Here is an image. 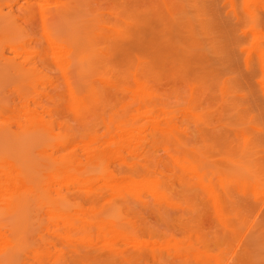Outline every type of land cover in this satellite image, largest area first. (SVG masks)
Returning a JSON list of instances; mask_svg holds the SVG:
<instances>
[{
  "label": "rangeland",
  "instance_id": "obj_1",
  "mask_svg": "<svg viewBox=\"0 0 264 264\" xmlns=\"http://www.w3.org/2000/svg\"><path fill=\"white\" fill-rule=\"evenodd\" d=\"M17 2L26 5L28 1L0 0L5 11ZM228 2L30 0L33 17L16 12L18 24L10 20L12 26L5 23L6 20L0 23V55L15 59L18 64L16 67L5 65L0 56V173L7 177V168L11 172L14 170L9 172L12 175L16 170V174L19 172V176L24 177L23 181H27V185L18 186L19 191L12 184L13 176L8 175L13 180L4 177L5 181L12 182V192L8 190L10 183L7 182L8 186L5 184L6 190H3L4 183L0 184V242L4 238L8 244L0 243L3 245L0 247L1 264H37L36 258L39 259L38 264L42 259L46 264L45 255L47 261H51L47 264H264V185L258 183L260 151L264 149V137L259 131L264 128V100L255 86L257 80H252V74L247 75L238 69L239 61L236 65L237 62L232 61L233 54L228 52L235 49L231 46L232 36L235 38L233 26L236 24L232 19L235 12L243 21H240L242 28L239 25L238 28L243 32L246 30L248 36L243 44L245 50L254 52L255 45L263 41L264 0H234L229 2L233 7ZM229 13L232 15L228 18ZM255 17L262 19V23L259 19L257 21L260 27L255 24ZM181 26L187 33L180 32ZM206 28L210 37H207ZM261 32L263 35L259 34ZM181 36L187 40L185 48L188 49L189 61L187 59L186 62L198 59L195 58L198 49L194 48L206 47L204 52L201 51L209 55L207 69L219 70L215 75L220 77L221 73L225 82L229 80V86L220 87L224 81L220 82L221 77L217 76L219 86L211 79V86L206 84L202 88L203 85L198 84L202 86L198 88L196 70L193 77L192 67L190 69L192 64L182 65ZM197 39H201L203 44ZM60 47H67V55H59L57 49ZM202 52L197 54L202 56ZM206 57H202L203 62ZM21 63L32 78L23 80L27 74L21 71L22 75L17 70ZM80 100L84 106L87 101L89 104V107L85 106L86 111V108L81 111L82 114L79 113ZM27 111H32L30 116L33 119L29 121L31 117ZM126 121L134 122L135 128L140 126L132 128L138 136L135 143H138L117 144L113 141L115 144H110L109 141L107 144L111 135L120 134L117 126L114 128L115 123L118 122L119 129L122 124L127 128L130 123L126 124ZM113 129L116 130L114 133ZM96 140L100 143H95ZM101 143L104 144L99 145ZM127 146H137V149L129 150ZM64 161L66 165L74 162L71 165L77 171L84 168L85 171L79 173L86 174L87 178L97 175L95 184L102 193H93L95 186L92 191L91 188H88L89 192L86 189V194L92 192L95 196L92 193L84 195L82 191L77 193L76 189L70 192L65 184L67 172L63 179L60 172ZM86 162H89V167ZM189 165H194L197 175L207 183L198 182L196 173L192 175L198 180L194 178L193 181L188 171L194 169H187ZM132 166L139 169L136 170L138 174L132 175L135 171ZM108 169L111 170L108 172ZM130 169L134 170L133 173ZM145 171L149 176L144 174ZM139 174H144L142 178H153L156 185L163 177V184L160 183L163 188L159 185L158 189L166 190L169 198L162 194L165 198L160 196L158 199L161 192L157 188L154 189L156 198L152 197L154 192L150 194V191L142 190L139 192L144 198L137 192L138 197L134 193L133 197L123 195L124 201L120 199L121 195L113 199L114 195L110 197L109 192L100 190L102 182L110 176L118 180L141 179V176L137 177ZM48 185L54 188L50 189ZM259 185H263V189ZM14 190L23 192V196ZM220 190L226 195L223 192L219 197ZM62 192L64 197H61L66 201L60 197ZM146 192L151 197L148 195L145 199ZM11 194L16 196L12 198ZM20 195L22 200L18 198ZM223 196L227 198L224 206L221 203L226 201ZM89 197L97 201L93 204ZM130 197L134 198L133 201ZM139 197H142L140 201H134ZM57 200L59 204L53 203ZM75 200L80 201L84 209H90V213L101 217L93 219L83 208L80 210ZM16 201L19 204L23 202L19 205L15 204ZM142 201L143 204L148 202L147 205H141ZM60 204L62 206H58ZM68 206L71 209L67 210ZM222 206L227 209V214ZM87 215L92 219H87L90 218ZM80 221H83V226L85 222V226L94 224L95 229L99 227L101 230L98 228L93 236L91 231L94 228L89 227V234L88 229L82 227L83 235ZM105 225L107 228L103 231ZM66 227L72 237L70 233L67 237ZM114 233H119V237L114 239ZM128 240L136 242L135 246L142 240L143 243L151 240L146 246L149 250L146 252L143 245L135 249ZM90 242L91 247L88 246ZM151 243L155 245L151 246ZM138 249H145L146 253Z\"/></svg>",
  "mask_w": 264,
  "mask_h": 264
},
{
  "label": "bare ground",
  "instance_id": "obj_2",
  "mask_svg": "<svg viewBox=\"0 0 264 264\" xmlns=\"http://www.w3.org/2000/svg\"><path fill=\"white\" fill-rule=\"evenodd\" d=\"M27 1L29 2L30 0H27ZM226 1H227V0H226ZM232 1L234 2V0H229V2H232ZM28 2H27L26 5H20V3H18V2H17L16 4L13 3L14 5H13V4H11V5H9V4H5V5H9V7L6 6V7H8L7 9L9 10V11L6 10L7 12H6L5 10H3L4 8H3L2 4H0V20H1L0 23H1L3 20H6L5 23H6V22L10 23V22L8 21V20H10V21L13 22V24L16 23V22H17V24H18L20 21L17 20L16 17H18V13H19V12L22 13L23 15H24V14H26L27 16H28V15H31V17H33V15H32V14H33V8H32L33 6H32V7L29 6V3H28ZM229 2H228V3H229ZM229 4H230V3H229ZM229 4H228V5H229ZM230 5H231V7H233V3L230 4ZM2 8H3V9H2ZM233 11H234V10H233ZM233 11L231 10V12H233ZM5 12H6V13H5ZM16 12H18V13H16ZM231 12H230V13H231ZM234 12H235V11H234ZM230 13H229V16H227L228 18L231 17V15H232V14L230 15ZM16 14H17V16H16ZM22 14H21V15H22ZM19 15H20V14H19ZM23 15H22V16H23ZM22 16H21V17H22ZM41 16L43 17L42 13H41ZM21 17H20V18H21ZM23 17H24V16H23ZM23 17H22V18H23ZM240 17H241V16H239V14H238V13L236 14V12H235V13H234V17L232 18L233 21L235 22V23L233 22L234 25H235V24H236V25L233 26V27H234L233 30H234V37H235V38H233V36H232V40H231V43H232V44H231V43H230V44H231V46L234 47L235 49L233 50V48H231V49L229 48L232 52H231V51H228V52H229V55L233 54V55H231V56L234 57V58L232 57V58H233L232 61H234V62L236 61V62H237V63L235 62L236 65L238 64V61H239V64H241V66H240L239 64H238L239 66L237 65V67H239L238 69H240V70H241V69L244 70L243 72L246 73V74L248 73L247 75H249V74L251 75V74H252L251 77L253 76V77H252L253 79H252V78H251V79H252V80H257V81L254 82V83H256L255 86H256V88L259 90V92H260V94H261V97H262V99L264 100V38H263L264 35H263V33H262L263 31H262L261 33H259V34H262V35H263V36L261 35L262 38H263V41H260V42H259V40H258L259 43H258L257 45H255V47H256V48H254L255 50L250 49V50H252V51H254V52H251V51L248 52L247 50H245V48H244V46H243L244 41H246V39H247L246 37H248V36H247V34L245 33L246 30H245V32H243L242 29H241V28H242V25H243V24H242L243 21H241V18H240ZM20 18H19V19H20ZM255 18H257V17H255ZM225 19H226V18H225ZM230 19H231V18H230ZM232 19H231V21H232ZM258 19L260 20V18H257L255 24L257 23ZM263 19H264V18H263ZM18 21H19V22H18ZM236 21H237V22H236ZM240 21H241L242 23H241ZM261 21H262V19L260 20V22H261ZM2 23H3V22H2ZM8 23H7V24H8ZM233 23H232V24H233ZM261 23H262V22H261ZM263 23H264V21H263ZM263 23L261 24L262 26H264ZM240 24H242V25H240ZM259 24H260V23L258 22L257 25L259 26ZM10 25H11V23H10ZM204 25L206 26V24L203 23V26H204ZM238 25H239L241 28H240V27L238 28ZM0 26H1V24H0ZM2 26H4V25H2ZM8 26H9V25H8ZM11 26H12V25H11ZM13 26H14V25H13ZM15 26H16V25H15ZM236 26H237V29H235ZM5 27H6V26H5ZM259 27H260V26H259ZM7 28L9 29V27H7ZM7 28H6V29H7ZM261 28H263V27H261ZM0 29H1V28H0ZM181 29H182V30H181ZM183 29L185 30L184 26H183V27L181 26V28H180V32H181V33H184V32L187 33V32L184 31ZM206 29H207V28H206ZM206 29H204V30H206ZM4 30H5V29H4ZM207 30H208V29H207ZM236 30H237V31H236ZM263 30H264V29H263ZM1 31H2V30H1ZM1 31H0V32H1ZM5 31H6V30H5ZM235 32H236V33H235ZM205 33H206V32H205ZM206 34H207V37H210V36H209V35H210L209 30L207 31ZM235 34H237V35H235ZM196 36H197V35H196ZM197 38H198V37H197ZM245 38H246V39H245ZM193 39H194V38H193ZM201 39H202V38H201ZM201 39H199L200 41H199L198 39H197V40H198L200 43H202V42H201V41H202ZM208 39H209V38H208ZM234 39H235V40H234ZM179 40H180V42H179V47H180V50H181V61H182V65L185 67V63H187L186 61H187V59H188V58H187L188 55H186L187 52H188V49L185 48V42L187 43V40L184 41L185 39L183 38V36H181ZM233 40H234V41H233ZM261 40H262V39H261ZM195 41H196V38H195ZM208 41H209V40H208ZM200 43H199V45H200ZM233 43H234L235 46L233 45ZM202 44H203V43H202ZM202 44H201V47L203 46ZM204 44H205V43H204ZM64 45H65V44H64ZM193 45H194V44H193ZM58 46H60V45H58ZM62 46H63V45H62ZM231 46H229V47H231ZM54 47H55L54 49L57 48L56 46H54ZM194 47H195V45H194ZM194 47H193V48H194ZM203 48L205 49L206 47H203ZM203 48H200V50H199V46H198V48H194V49H196V50L198 49V50H197V53H199V51H200V53H201V52L203 51ZM66 49H67V47H65L64 49H63V47H60L59 49H57V51H59V55L63 56V54L66 52ZM201 49H202V51H201ZM64 50H65V51H64ZM60 51H61L62 53H61ZM203 52H204V51H203ZM203 52H202V53H203ZM233 52H234V53H233ZM60 53H61V54H60ZM197 53H196V54H197ZM200 53H199V54H200ZM56 54H57V52H56ZM196 54H195V58H198V59H193V62H188L187 65H188L189 63L192 64V66H190V69H191V67H192V70H193V71H191V72H192V74H193V77H195V76H194V73H195L194 70H196V75H197V76H196V79H197V82H198L197 85H198V84L203 85V87H202V86H201V87L204 88V86L206 87V84H209V85H210V84H211V81L213 80V82H214V83H217V85L219 86L218 81H217V80H218V79H217V76H218V75H215V71H216V70L212 71V69H211L212 67H208V69H210V71H211V73H210V71L207 69V66H208L207 63H209V61H210L209 58H208L209 55L207 56L208 53H203V54H201L202 56H199L198 54H197V55H196ZM226 54H227V53H226ZM65 55H67V54L65 53ZM185 55H186V57H185ZM205 55H206L207 57H206ZM229 55H227V56H228V59L230 58V62H232V61H231V57H230ZM0 56H1V55H0ZM5 56H6V55H5ZM5 56H4V54H2V56H1V60L4 61L3 63H4L5 65L10 64V65H13V66H15V67L18 65V64H17V61H15V59H11V58L8 59V58H6ZM57 56H58V55H57ZM196 56H198V57H196ZM199 57L201 58V60H199ZM202 57H206L205 59L203 58V59L206 61V63H205V61L203 62ZM194 60H195V61H194ZM208 60H209V61H208ZM188 61H189V59H188ZM207 61H208V62H207ZM241 61H243V62H241ZM195 62H196V63H195ZM240 62H241V63H240ZM23 63H25V62H23ZM203 63H205L204 66H203ZM199 64H200V65H199ZM10 65H9V66H10ZM19 65H20V63H19ZM187 65H186V67H187ZM194 65L196 66V68H195ZM205 65H206V66H205ZM21 66H22L23 68H22ZM21 66H18V67H19L20 69L22 68V70H20V69H17V70H19L20 73H22V72L24 73V72H25V74H27V75H25V79H23V80H26V79H30V78H32V76H31L29 73L26 72V69L24 68V67H25L24 64L21 63ZM188 66H189V65H188ZM197 66H198V68H197ZM15 67H12V68H15ZM193 67H194V69H193ZM240 67H242V68H240ZM23 69H25V71H23ZM184 69H185V68H184ZM14 70H15V69H14ZM188 70H189V67H188ZM242 70H241V71H242ZM15 71H16V70H15ZM21 71H22V72H21ZM27 71H28V70H27ZM189 71H190V70H189ZM193 72H194V73H193ZM218 72H219V70L216 71V74H218ZM16 73H17V71H16ZM23 73H22V75H24ZM213 73H214V74H213ZM17 74H19V72H18ZM211 74H213L214 76H213V75L211 76ZM19 75H20V74H19ZM219 75H220L221 78H223V77L221 76V73H219ZM17 77H18V76H17ZM17 77H16V78H17ZM20 77H22V76H20ZM218 77H219V76H218ZM220 77H219V78H220ZM22 78H24V77H22ZM221 78H220V82H221V81H224V82H223V83H220V84H222V86H220V87H222V88L225 87V88H226L227 85L229 84V83H228L229 80H228L227 82H225V78H223V80H222ZM208 79H209L210 81H209ZM211 79H212V80H211ZM193 80H195V79L193 78ZM21 81H22V80H21ZM204 81H205V82H204ZM206 81H207V82H206ZM24 82H25V81H24ZM213 82H212V83H213ZM230 82H231V80H230ZM214 83H213V84H214ZM200 85H198V88H201ZM209 85H208V86H209ZM210 86H211V85H210ZM210 86H209V87H210ZM228 86H229V85H228ZM216 87H217V86H216ZM82 99H84V98H81V100H82ZM81 100H80L79 102H81ZM86 101H87V100H86ZM82 104H83V105H82ZM81 106H82V108H81ZM85 106L89 107L88 101L86 102V105H85ZM85 106H84V103L81 102L80 109H79V110H80V112H79L80 114H82L81 111L84 110V108H86ZM86 110H87V108L85 109V111H86ZM27 112H29V114L27 113V115H28L29 117H31V118L28 119V118H29L28 116H25V117H27V119H28V121H29V120L33 119L32 116H30V115H32V111H31V113H30V111H27ZM82 112H83V111H82ZM128 122H129V121H126V124H128ZM129 123L132 124V123H134V122L131 123V121H130ZM154 123L156 124V122H154ZM130 124H128V126L131 127V129H127L128 126H127V128H125V125H124V124H122V126L119 125L121 128L123 127V129H121V128L119 129V127H118V122H116L115 125H114V128L117 126V129L119 130L120 134L117 133V135L115 134V136H112V135H111L112 137H115V138H112L111 136L109 137V135H110V133H109L107 136H108L110 139L107 138V137L105 138V139H109V140L107 141V144L109 143V141H110V144H111L113 141H115L117 144H119V143H120V144H125V143H129V141H132V142H134V144H137L138 142L135 143L136 140H134L135 137H136V133H135V130L132 129V128H135L134 126H136V125L134 124V126H133V124H132V125H130ZM153 126H154V124H153ZM137 127H138V126H137ZM137 127H136V128H137ZM139 127H140V126H139ZM139 127H138V128H139ZM136 128H135V129H136ZM115 129H116V128H115ZM263 129H264V128H263ZM263 129H260V130H259L260 133L262 132V135H261L262 137H264V136H263V134H264ZM120 130H121V131H120ZM115 131H116V130H115ZM115 131H114V129H113V133H114ZM109 132H110V131H109ZM139 132H141V130H140ZM111 133H112V131H111ZM137 135H139V134L137 133ZM136 138H138V136H137ZM111 139H112V140H111ZM116 140H117V141H116ZM137 140H138V139H137ZM105 141H106V140H105ZM96 142L100 143L98 140H96L95 143H96ZM115 142L112 143V144H115ZM93 143H94V142H93ZM103 144H104V143H103ZM103 144L101 143V144H99V145H103ZM110 144H109V145H110ZM262 144H263V143H262ZM95 145H96V144H95ZM97 145H98V144H97ZM105 145H106V144H105ZM115 146H117V145H115ZM115 146H114V147H115ZM119 146H120V145H119ZM100 147H101V146H100ZM103 147H104V146H103ZM108 147H109V146H108ZM112 147H113V145H112ZM117 147H118V146H117ZM136 147H137V146H136ZM136 147H135V148H136ZM139 147H140V146H139ZM261 147H262V145H261ZM93 148H94V147H93ZM96 148H97V147H96ZM115 148H116V147H115ZM121 148H122V147H121ZM121 148H120V149H121ZM127 148L130 150V148H133V147H130V148H129V146H127ZM127 148H126V150H127ZM135 148H133V149H135ZM263 148H264V147H263ZM136 149H137V148H136ZM139 149H141V147H140ZM139 149H138V150H139ZM261 149H262V148H261ZM263 150H264V149H263ZM263 150L260 151V154H261V155H260V159H259V163H258V164H259V165H258V167H259V168H258V173H259V174H258V177H259V178H258V181H259L258 183H259V184L261 183V184L264 185V154H262V153H264ZM121 151H122V149L120 150V152H121ZM131 151H132V153H136L135 150H131ZM131 151H130V152H131ZM133 151H134V152H133ZM98 152H99V151H98ZM116 152H117V151H116ZM118 152H119V151H118ZM126 152H127V151H126ZM130 152H129V153H130ZM137 152H138V151H137ZM109 153H111V151H110ZM123 153H124V152H123ZM98 154H99V153H98ZM98 154H97V155H98ZM115 154H116V153H115ZM85 155H86V154H85ZM107 155H108V154H107ZM126 155H127V154H126ZM74 156H75V155H74ZM74 156H73V157H74ZM81 156H83V155H81ZM102 156H104V155H102ZM105 156H106V154H105ZM133 156H134V155H133ZM135 156H137V154H136ZM141 156H142V155H141ZM261 156H262V157H261ZM71 157H72V156H71ZM89 157H90V156H89ZM100 157H101V156H99V158H100ZM114 157H115V156H114ZM126 157H127V156H126ZM137 157H138V156H137ZM83 158H84V157H83ZM92 158H93V155H92ZM92 158H91V159H92ZM97 158H98V157H97ZM120 158H121V157H120ZM130 158H131V157H130ZM88 159H89V158H88ZM113 159H114V158H113ZM131 159H132L133 161L136 160V158H135V159L131 158ZM67 160H68V159H66V162H68ZM72 160H73V159H72ZM95 160H96V159H95ZM101 160H102V159H101ZM101 160H99V161H101ZM108 160H110V159H108ZM73 161H74V160H73ZM91 161H93V160H91ZM102 161L104 162V159H103ZM105 161H106V160H105ZM118 161H119V160H118ZM121 161H123V160H121ZM128 161H129V160H128ZM138 161H139V160H138ZM66 162L64 161V163H63V167H64V168H63V167H60V168H63L62 171H60V172L62 173V174H61L62 179L64 178V173L67 172V174L65 175V178H66V183H65V184L67 185V187H68L67 189H68L69 191L72 189L73 192H74V191H75L74 189H76V190L78 191L77 193H81V192H79V191H82L83 194H84V195H87V196H90L92 192H93V193H96V194H97L98 192H99V194L102 193L101 191H99L98 185L96 186V184H95V183H96V182H95V181H96L95 179L98 178L97 175H96V177H94L95 175L93 174V175H91V176H93V177H91V178H87L88 176L86 177V176H85L86 174H85V175H82V174L79 173V172H83V171H85L84 168L82 169L83 171H80V170L77 171V170H75L76 168H73V166L71 165V164H73L74 162H73V163L70 162L71 164L67 163V165L69 164V165L71 166V169H72V170H70V167H69V165H68V166L66 165ZM83 162H84V161H83ZM106 162H107V161H106ZM124 162H125V161H124ZM124 162H121V165L124 166ZM139 162H140V161H139ZM88 163H89V162H88ZM88 163L86 162V164H88ZM99 163H100V162H99ZM112 163H113V162H112ZM130 163H131V161H130ZM136 163H137V162H136ZM136 163H135V164H136ZM61 164H62V163H61ZM86 164L83 163V166H85V168H88V167L90 166V164H88V167H87ZM105 164H106V163H105ZM108 164H109V162H108ZM115 164H116V163H115ZM132 164H133V163H132ZM132 164H131V165H132ZM9 165H10V164H9ZM65 165H66L67 167H65ZM101 165H103V164L101 163ZM7 166H8V165H6V167H7ZM60 166H62V165H60ZM83 166L81 165L80 167H83ZM93 166H94V165H93ZM95 166H96V165H95ZM123 166H122V167H123ZM125 166H126V164H125ZM189 166H190L191 168H190V167H187V169H189V170H190V169H191V170L194 169V170H192L193 172H192V171H191V172L188 171V174L191 173L190 177H191V176L193 177V178H191V179H193V181H194V178H195V177L192 175V173H194V175H195V173H196V176H197L198 179H199V180H198L197 178H195L196 181L198 180V182L203 183V184H204V183H207V182H203L204 179L201 177V175H199V174L197 175L198 172H197V169H196V167H195L194 165H193V167H192V165H189ZM8 167H9V166H8ZM11 167H12V166H11ZM98 167H99V166H98ZM119 167H121V166H119ZM137 167H138V163H137V166L135 165V168H137ZM140 167H141V164H140ZM65 168H66V169H65ZM104 168L106 169V167H104ZM127 168H128V167H127ZM132 168L135 170L134 166H132ZM7 169H8V170H7L8 172H7V171H5V172H7V174L9 175V174H10L9 172H11V170L9 171V168H7ZM12 169H15V168H12ZM73 169H74V170H73ZM105 169H104V170H105ZM133 169H130V171H132ZM140 169H142V167H141ZM195 169H196V170H195ZM17 170H18V169H17ZM56 170H57V169H56ZM60 170H61V169H60ZM86 170H87V169H86ZM88 170H90V169H88ZM99 170H100L99 172H101V170H103L101 166H100ZM109 170H111V169H108L107 171L109 172ZM134 170H133V171H134ZM136 170H137V169H136ZM136 170L134 171L135 174H134L133 171H132V173H133L132 175H136V173L138 174V172H136ZM138 170H139V169H138ZM138 170H137V171H138ZM13 171H14V170H12V172H13ZM58 171H59V168H58ZM58 171H57V172H58ZM63 171H64V172H63ZM75 171H76V172H75ZM107 171H106V172H107ZM143 171H144V170H143ZM143 171H142V172H143ZM146 171H148V170H146ZM146 171L144 172V174L146 173ZM186 171H187V170H186ZM12 172H11V173H12ZM60 172H59V173H60ZM68 172H69V173H68ZM70 172H71V173H70ZM73 172H74V173H73ZM77 172H78V173H77ZM99 172H98V175H99ZM103 172H104L103 174H105V171H103ZM139 172H140V171H139ZM142 172H141V173H142ZM148 172H149V171H148ZM148 172H147L145 175H147ZM1 173H2V172H1ZM1 173H0V174H1ZM17 173H18V174H16V170H15V174H13V175L10 174L11 176H13V177L15 178L14 180L11 178V176L9 177V176L7 175V177H6L5 174H4L5 176H3V175H2L3 173L1 174L0 179L3 178L2 180H4L5 178H11V179L13 180V183H12V182H11V183L14 184L13 186L17 187L18 190H19V187H18V186L22 187V185H23V186L27 185V184H26L27 181L24 180V181H25V184H24V181H23V178H24V177H23V176H19V175H20L19 172H17ZM54 173H56V171H55ZM84 173H85V172H84ZM115 173H117V172H115ZM56 174H57V173H56ZM117 174H118V173H117ZM121 174H122V172H121ZM128 174H129V173H128ZM128 174H127V175H128ZM144 174H143V176H144ZM149 174H151V173L149 172ZM149 174H148V176H149ZM14 175H15V176H14ZM21 175H22V174H21ZM53 175H54V174H53ZM87 175H88V173H87ZM89 175H90V174H89ZM100 175H102V174L100 173ZM152 175H153V174H152ZM56 176H57V175H56ZM103 176H104V175H103ZM118 176H119V175H118ZM128 176H130V175H128ZM139 176H141V175H140V174L137 175V177H139ZM143 176H141V179H140V177L137 178V179H135V178L133 177V179L130 178L129 180H128V179L125 180V179H126L125 177H124L125 179L123 178L124 180H121V178H119L120 180H118V179H116V178L110 176L107 180H104V181L102 180V181H103V182H102V185H103V186L100 185L99 183H98V184L101 186L100 190H104L103 193H105L106 191H107L106 193L109 192L108 194L110 195V197H111V194H112V196L114 195L113 197H111V198H113V199L120 198V195H121L122 198H120V199H121V200L123 199V201H124V198H123L124 196H123V195H127V194H129V195L132 196V194L134 193L135 197H138V196H137V192H138V195L141 196L143 193H140L139 191H142V190H146V191L148 190V192L150 191V194L154 192L153 194H155V195H154V196L152 195V197L156 198L155 196H157V195H156V194H157V193H156L157 191L154 190L155 188H157V190H159L158 192H161L160 194L158 193L157 198L160 197V196H162V194H166L167 198H169V197H168V196H169V195H168L169 193H165L166 190H164L165 192H163V190L160 191V189H158V186H159L160 183L163 181V177H162V176L159 175V177H162V178H161V181H160V179H159V177H158V180H159L160 182H159V184H157V185L155 184L153 178H150L151 180H153V182H152L151 180H149V177H146V176H145L144 178H142ZM1 177H2V178H1ZM4 177H5V178H4ZM18 177H19V178H20V177H21V178L23 177V178H22V179L20 178L21 180L19 181V178H18ZM51 177H52V176H51ZM59 177H60V175H59ZM106 177H107V176H106ZM130 177H131V176H130ZM151 177H152V176H151ZM200 177H201L202 179H201ZM94 178H95V179H94ZM104 178H105V177H104ZM147 178H148V179H147ZM52 179H53V177H52ZM2 180H0V184H3V183H4V185H2L3 188H4L3 190H6L7 188L5 189V184L8 186V185H9L8 183H10V182H8L7 179H6L7 181H5V180L2 181ZM59 180H60V178H59ZM67 180H68V181H67ZM164 180H165V179H164ZM1 181H2V182H1ZM9 181H10V179H9ZM21 181H22V182H21ZM51 181H52V180H51ZM55 181H57V180H55ZM60 181L63 182V180H60ZM69 181H70V182H69ZM201 181H202V182H201ZM204 181H205V180H204ZM7 182H8V183H7ZM61 182H60V183H61ZM164 182H165V181H164ZM11 183H10V184H11ZM54 183H55V182H54ZM57 183H58V182H57ZM67 183H68V184H67ZM69 183H70V184H69ZM189 183H190V182H189ZM256 183H257V181H256ZM258 183H257V184H258ZM12 184L9 185V187L12 186ZM50 184H52V183L50 182ZM162 184H163V182H162ZM53 185H54V184H53ZM263 185H262V186L259 185V186L262 188ZM48 186L50 187V189H53V188H54V187L51 188L50 185H48ZM58 186H59V185H58ZM94 186H95V188H94ZM166 186H167V185H166ZM209 186H210V185H209ZM209 186L206 187L207 194H209V191H208V189H209L208 187H209ZM255 186H256V185H255ZM92 187L94 188L93 191H92ZM200 187H201V186H200ZM11 188H12V187H10V189L8 188V190H11ZM13 188H14V187H13ZM13 188H12V190H13ZM63 188H66V187H63ZM88 188H89V189L91 188L90 191H92V192H91L90 194H88V193L86 194V189H88ZM97 188H98V189H97ZM159 188L162 189L163 186L160 185ZM204 188H205V186H204ZM204 188H202V189L204 190ZM207 188H208V189H207ZM255 188H256V187H255ZM263 188H264V187H263ZM263 188H262V189H263ZM27 189H31V188H27ZM48 189H49V188H48ZM89 189L87 190L88 192H89ZM95 189H96V190H95ZM0 190H1V188H0ZM12 190H11L10 192H12ZM54 190H55V189H54ZM151 190H153V191H151ZM263 190H264V189H263ZM15 191H16V190H14V193H16V194H19V193H20V192L17 193L18 191H16V192H15ZM19 191H20V190H19ZM21 191H22V190H21ZM23 191L27 192L28 190H23ZM51 191H52V190H51ZM60 191H61V189H60V190L58 189V192H60ZM84 191H85V192H84ZM94 191H96V192H94ZM220 191H221V190H220ZM3 192H4V191H3ZM8 192H9V191H8ZM8 192H5V193H8ZM70 192H71V191H70ZM70 192H69L68 195H70ZM135 192H136V193H135ZM167 192H168V191H167ZM211 192H212V191H211ZM214 192H215V191H213V193H214ZM217 192H218V191H217ZM223 192H224V191L218 192V193H220V194H219V197H220V195H222L221 193H223ZM257 192H258V191H257ZM262 192L264 193V191H262ZM0 193H2V192L0 191ZM22 193H23V192H22ZM22 193H20V194L23 196L24 193H23V194H22ZM65 193H66V192H65ZM65 193H64V194H65ZM93 193H92V194H93ZM215 193H216V192H215ZM9 194H10V193H9ZM60 194H61V193H60ZM71 194H72V193H71ZM140 194H141V195H140ZM146 194H147V195H145V199H146L147 196L149 195L147 192H146ZM210 194H212V193H210ZM260 194H261V192H260ZM0 195H1V194H0ZM3 195H5V194H3ZM21 195H20V197H18L19 199L22 197ZM62 195H63V192H62V194L60 195V197H61ZM80 195H81V194H80ZM134 195H133V196H134ZM223 195H226V193L224 192ZM12 196H13V197H12ZM14 196H16V195H14V194L12 195V194H11V197H12V198H14ZM93 196H95V195L93 194ZM115 196H116V198H115ZM133 196H132V197H133ZM142 196H143V195H142ZM149 196H150V195H149ZM149 196H148V197H149ZM214 196H215V195H214ZM214 196H213V197H214ZM263 196H264V194H263ZM0 197H1V196H0ZM5 197H6V196H3L2 198L4 199ZM11 197L9 196V198H11ZM58 197H59V196H58ZM62 197H64V195H63ZM62 197H61V198H62ZM132 197H130V198H132ZM150 197H151V196H150ZM162 197H164V196H162ZM210 197H211V196H210ZM223 197H224V199H223L222 197H221V199H223V200H226V199H227L226 196H223ZM2 198H1V199H2ZM12 198H11V199H12ZM89 198H90V199H89ZM89 198H88V199H89L90 201H92L93 204H94V201H95V200L97 201V199H95V198H94V201L91 199L92 197H89ZM126 198H127V197H126ZM128 198H129V197H128ZM141 198H142V197L135 198L134 201H136V199H137V201H138V199H139V201H140ZM143 198H144V196H143ZM164 198H165V197H164ZM19 199H17V200H19ZM59 199H60V198H59ZM59 199H58V200H59ZM62 199H63V198H62ZM64 199H65V198H64ZM64 199H63V200H64ZM66 199H67V195H66ZM133 199H134V198H132V201H133ZM148 199H151V200H152V198H148ZM158 199H159V198H158ZM162 199H163V198H162ZM211 199H213V198H211ZM4 200H6V199H4ZM9 200H10V199H9ZM13 200H14V199H13ZM13 200H12V201H13ZM15 200H16V199H15ZM20 200H22V199H20ZM53 200H54V199H53ZM58 200H57V201H58ZM68 200H69V197H68ZM71 200H72V199H71ZM71 200H69V201L73 203V201H71ZM78 200H80V199H78ZM78 200H77V201L75 200V201L77 202L76 205H77V204L80 205V204H79L80 201H78ZM117 200H119V199H117ZM151 200H150V201H151ZM160 200H161V199H160ZM1 201H3V200H1ZM64 201H66V200H64ZM127 201H128V200H127ZM127 201L125 200L126 203H127ZM130 201H131V200H130ZM143 201H144V199H143ZM143 201H142V204H141V205H147L148 202H146V201H149V200H146V201H145L146 203H144V204H143ZM153 201H156V200L153 199ZM153 201H152V202H153ZM164 201H165V200H164ZM215 201H216V200H215ZM215 201H214V202H215ZM4 202H6V201H4ZM10 202H11V200H10ZM22 202H23V201H21V203H22ZM157 202H158V201H156V203H157ZM218 202H219V201H218ZM225 202H227V200L224 201V202H221V203L223 204V203H225ZM16 203H17V201L15 202V204H16ZM21 203L19 204V202H18L17 204L21 205ZM53 203H55V204L58 203V204H59V201H58V202H56V201L54 202V201H53ZM66 203H68V201H67ZM90 203H91V202H90ZM137 203H139V202H137ZM154 203H155V202H154ZM219 203H220V202H219ZM11 204H12V203H10L9 205H11ZM51 204H52V203H51ZM74 204H75V203H74ZM82 204H83V203H82ZM222 204H221V205H222ZM19 205H18V206H19ZM64 205H65V204H64ZM67 205H69V204H67ZM225 205H226V204H225ZM58 206H62V205L60 204V205H58ZM215 206H217V203H216ZM223 206H224V204H223ZM223 206H222V210H223V212H224L225 214H227V213H226L227 209L223 208ZM226 206H227V205H226ZM56 207H57V206H56ZM64 207L66 208V206H64ZM70 207H71V205H70ZM80 207H81V205L79 206V208H80ZM217 207H218V206H217ZM53 208H55V207L53 206ZM61 208H62V207H61ZM71 208H72V207H71ZM71 208H69V206H68V209H67V210H69V209H71ZM76 208H77L76 210H79V209H78V206H76ZM82 208L84 209V207H81L80 210H82ZM17 209H18V208H17ZM55 209H56V208H55ZM224 209H225V210H224ZM56 210H57V209H56ZM59 210L61 211L62 209L59 208ZM67 210H66V212H64V211H63V212H64V213H67ZM72 210H73V209H72ZM74 210H75V209H74ZM84 210H85L86 212H88V214L90 213V212H89L90 209H89V210L84 209ZM60 211H59V212H60ZM91 211H93V209H91ZM217 211H219V210H217ZM57 212H58V211H57ZM68 212H69V211H68ZM76 212H77V211H76ZM81 212H82V211H81ZM71 213H72V211H71ZM71 213H70V214H71ZM220 213H221V212H220ZM220 213H219V214H220ZM60 214H62V213H60ZM74 214H75V213H74ZM79 214H80V213H79ZM90 214L92 215L93 219L95 218V220H96V218L98 219L99 217H101L99 214H98V215H99V216H98L97 213H96V215H94L92 212H91ZM221 214H222V213H221ZM221 214H220V215H221ZM225 214H223V215H225ZM63 215H64V214H63ZM85 215H86V214H85ZM91 215H90V216H91ZM53 216H54V219H55V217H56L55 212H54V215H53ZM64 216L67 217L66 215H64ZM70 216H71V215H70ZM87 216H88V215H87ZM87 216H86V217H87ZM90 216H88V217H90ZM94 216H95V217H94ZM68 217H69V215H68ZM71 217H72V216H71ZM74 217H75V216H74ZM57 218H59V217L57 216ZM57 218H56V219H57ZM61 218H62V217H61ZM63 218H64V217H63ZM63 218H62V219H63ZM84 218H85V217H84ZM70 219L72 220V218H70ZM87 219H92V218L90 217V218H87ZM59 220H60V219H59ZM75 220H78V221H79V218H77V219L75 218ZM72 221H73V220H72ZM86 221H88V220H86ZM91 221H93V220H91ZM60 222H61V221H60ZM66 222H67V221H66ZM93 222H94V221H93ZM96 222H97V221H96ZM61 223L65 224L64 222H61ZM68 223H69V222H68ZM72 223H73V222H72ZM81 223H82V224H81ZM99 223H100V222H99ZM101 223H102V222H101ZM70 224H71V223H70ZM75 224H76V223H75ZM75 224H74V227H75ZM77 224H78V223H77ZM77 224H76V225H77ZM79 224L81 225V226H79V227H80V232H82V234L85 235V232L81 231V228H82V227H83L84 229L87 228L88 230H87V229H86V230L89 232V231H90L89 229H90L91 227L94 228L93 226H94L95 222H94L93 225L90 224L91 226L89 225V223H88V225L85 226V224H87V223H85V222H84V226H83V221H82V222L80 221ZM112 225H113V224H112ZM95 226H99V224H98V225H95ZM102 226H103V225H102ZM105 226H106V225H105ZM63 227H65V226L63 225ZM89 227H90V228H89ZM116 227L118 228V226H116ZM77 228H78V226H77ZM83 228H82V229H83ZM98 228H99V227H98ZM98 228H97V229H98ZM106 228H107V226L104 227L103 231H106ZM64 229L66 230V232H67V237H68V233L71 234V231H69V228H67V227L64 228ZM72 229H73V228H72ZM84 229H83V230H84ZM97 229H95V228H94V230L92 229L91 232H92V233L94 232V234L91 233V235L94 236L95 233H97V232H96ZM70 230H71V229H70ZM75 230H76V233H78L79 228H78V231H77V229H75ZM100 230H101V229L99 228V231H100ZM110 230H111V229H110ZM121 230H122V229H121ZM72 231H73V230H72ZM99 231H98V232H99ZM107 231H108V230H107ZM0 232H1V231H0ZM117 232H118V231H117ZM112 233H113V232H112ZM3 234H4V233H3ZM70 234H69V235H70ZM78 234H79V233H78ZM86 234H87V233H86ZM89 234H90V232H89ZM89 234H87V235L89 236ZM114 234H115V236H113V238H114V237H117V236L119 237V233H114ZM127 234H129V233H127ZM5 235H7V234H4V236H5ZM79 235H80V237H81V233H80ZM83 235H82V236H83ZM87 235H86V236H87ZM91 235H90V236H91ZM97 235H98V234H97ZM99 235L101 236V234H99ZM99 235H98V236H99ZM70 236L72 237V234H71ZM75 236H77V238L79 237L77 234H75ZM93 236H92V237H93ZM109 236H110V235H109ZM80 237H79V238H80ZM92 237H91V238H92ZM137 237H139V236H137ZM8 238H9V236L7 237V239H8ZM95 238H96V237H95ZM98 238L100 239V237H98ZM102 238H103V237H102ZM113 238H112V239H113ZM122 238H123V236H122ZM122 238H121V240H122ZM130 238H131V237H130ZM140 238L142 239V236H140ZM108 239H109V238H108ZM114 239H115V238H114ZM118 239H119V238H118ZM132 239H135V238H132ZM132 239H131V240H132ZM136 239L138 240L139 238H136ZM3 240H4L5 242H4ZM105 240H106V239H105ZM116 240H117V238H116ZM116 240H115V241H116ZM125 240H126V238H125ZM0 241H1V239H0ZM2 241H3V242H0V243H2L3 245H4V243H5L6 246L8 245L7 242H6L7 240H5V239L3 238ZM8 241L11 242V240H8ZM79 241H80V240H79ZM91 241H92V240H91ZM109 241H110V240H109ZM109 241L107 240V242H109ZM111 241H112V240H111ZM113 241H114V240H113ZM128 241H129V240H128ZM150 241H151V240H149V241L147 242V241L145 240L144 242H146V243H143V240H142V242L140 241V243H137L136 245H137V246H138V245H143V246H145V249H146V246H147V245H150ZM87 242H88V241H87ZM95 242H96V241H95ZM129 242H130V241H129ZM129 242H128V243H129ZM137 242H138V241H137ZM98 243H99V242H98ZM104 243H105V241H104ZM123 243H124V242H123ZM128 243H126L125 245H129L130 243H133L134 245L132 244V247H135V249L137 248V246H135V243H136V242L133 241V242H130L129 244H128ZM148 243H149V244H148ZM79 244H80V243H79ZM82 244H85V243H82ZM90 244H91V242L88 243V246H89V247H91V245H92V244H91V245H90ZM94 244H95V243H94ZM94 244H93V245H94ZM118 244H119V243H118ZM0 245H1V244H0ZM3 245H1L0 247L2 248ZM121 245H122V243H121ZM130 245H131V244H130ZM154 245H155V244L151 243V246H154ZM151 246H150V247L148 246V247L151 249ZM4 247H5V246H4ZM108 247H109V246H108ZM110 247H112V246L110 245ZM110 247H109V248H110ZM113 247H114V246H113ZM104 248H105V247H104ZM106 248H107V247H106ZM109 248H108V250H109ZM145 249H142V250H141V251H143L142 253L145 252V251H144ZM38 250H40V249H38ZM42 250H43V249H42ZM110 250H111V248H110ZM118 250H119V249H118ZM138 250H139V249H138ZM147 250H149V249H146V252H147ZM45 251H46V249H45ZM50 251H51V249H50ZM134 251H135V250H134ZM139 251H140V250H139ZM141 251H140V252H141ZM151 251H152V250H151ZM36 252L40 253L39 251H35V253H36ZM46 252H47V251H46ZM46 252H45V253H46ZM114 252H115V251H114ZM114 252H112V255L114 254ZM116 252H117V250H116ZM146 252H145V253H146ZM35 253L33 252V257H34V254H35ZM45 253H44V254H45ZM118 253H119V252H118ZM137 253H138V252H137ZM142 253H141V255H143ZM145 253H144V254H145ZM44 254H43V256H44ZM79 254L81 255V253H79ZM110 254H111V253H110ZM119 254H120V253H119ZM27 255H28V254H27ZM80 255H79V256H80ZM49 256H50V255H49ZM39 257H40V256H39ZM45 257L47 258V259L45 260L46 264H47V262L50 263L51 261H47V260H48L47 255H45L43 258H45ZM35 258H36V257H35ZM35 258H34V259H35ZM49 259H52V257L49 258ZM38 260H39V259L36 258L37 264H38ZM43 260H44V259H42V261H41L40 264H44V263H43V262H44ZM0 264H1V262H0Z\"/></svg>",
  "mask_w": 264,
  "mask_h": 264
}]
</instances>
